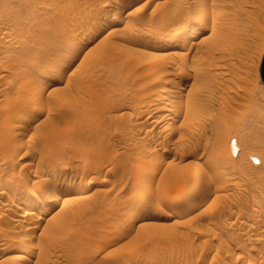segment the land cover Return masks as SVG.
<instances>
[{"label":"rangeland","instance_id":"1","mask_svg":"<svg viewBox=\"0 0 264 264\" xmlns=\"http://www.w3.org/2000/svg\"><path fill=\"white\" fill-rule=\"evenodd\" d=\"M263 55L264 0H0V264H264Z\"/></svg>","mask_w":264,"mask_h":264},{"label":"bare ground","instance_id":"2","mask_svg":"<svg viewBox=\"0 0 264 264\" xmlns=\"http://www.w3.org/2000/svg\"><path fill=\"white\" fill-rule=\"evenodd\" d=\"M120 1L125 2L126 0H120ZM109 2H110V1H109ZM122 8H123V7H122ZM204 8H205V7H204ZM114 16H115V17H114L112 20L115 21V22H120V21L123 19L122 17H120V16H118V15H114ZM184 16H185V15H184ZM103 18H104V17H103ZM111 18H112V17H111ZM183 18H184V17H183ZM185 18H186V17H185ZM187 18H188V16H187ZM108 20H109V19H108ZM180 20H182V19H180ZM182 21L184 22V20H182ZM185 23H186V22H185ZM185 23H184V24H185ZM118 24H119V23H118ZM184 24H179V25H177V23H176L175 25H177V26H175V27L172 29L170 35H171V36H177L179 33H181L182 30H183V28H184ZM205 26H206V25H205ZM209 26H210V25H207L208 28H209ZM116 28L118 29V27H116ZM116 28L114 29L115 31H116ZM186 28H187V27H186ZM205 28H206V27H205ZM146 29H147V28H146ZM109 30H110V29H109ZM114 30H113V27H112V30H110L109 33L112 32V31L115 32ZM157 30H158V29H157ZM170 30H171V29H170ZM198 31H199L198 28H195V29L191 30V31L189 32V34H188V38L192 39L193 37H196L197 34H198ZM148 32H149V31H148ZM166 33H167V32H166ZM167 34H168V33H167ZM167 34H166V35H167ZM183 34H184V31H183ZM141 35H143V34H141ZM181 35H182V34H181ZM184 35H185V34H184ZM144 36H146V38H148V36H150V33L145 32ZM152 36H153V35H152ZM168 36H169V35H168ZM142 37H143V36H142ZM178 37H179V36H178ZM166 38H167V36H166ZM179 38H180V37H179ZM179 38H178V39H179ZM143 39H144V38H143ZM172 39H173V38H172ZM146 41H147V40H146ZM184 41H185V39H184ZM193 41H194V40H193ZM193 41H192V44L194 43ZM190 42H191V41H190ZM143 43H144V42H143ZM178 43H179V42H178ZM170 45H171V42H170ZM177 45H178V44H177ZM154 46H155V45H154ZM191 47H192V46H191ZM191 47H190V48H191ZM183 77H184V76H183ZM185 79H186V77H185ZM164 91H166V90H164ZM173 92H174V91H173ZM160 94H161V92H160ZM163 94L165 95V93H162L161 95H163ZM169 103H171V102H169ZM167 104H168V103H167ZM162 108H163V107H162ZM162 108H161V109H162ZM164 108H165V107H164ZM172 108H173V107H172ZM171 110H172V109H171ZM141 111H142V110H141ZM141 111H140V112H141ZM25 112H26V111H25ZM171 112H172V111H171ZM142 113H143V112H142ZM25 114H26V113L22 114L21 117L26 118V117H25ZM29 115H30V114H29ZM30 116H31V115H30ZM19 118H20V117H19ZM24 118L21 119V120H24V121H25L26 119H24ZM27 118L30 119L29 117H27ZM31 118H32V116H31ZM21 120H20V121H21ZM20 121H19V122H20ZM28 123H29V122H28ZM31 123H32V122H31ZM17 126H18V125H17ZM85 162H86V161H85ZM87 162H88V161H87ZM85 165H87V164H85ZM88 165H89V164H88ZM85 167H86V166H85ZM85 167H84L83 169H85ZM87 167H88V166H87ZM87 167H86V168H87ZM37 168H39V167H37ZM36 170H37V169H36ZM36 170H35V171H36ZM81 170H82V168H81ZM37 171H38V170H37ZM37 171H36V173H41V174H42L43 172L46 171V169H45L44 167H42V168H39V171H40V172H37ZM82 171H83V170H82ZM45 173H46V172H45ZM47 173H48V172H47ZM51 173H52V172H51ZM55 174H56V173H55ZM55 174H54V175H55ZM37 175H38V174H37ZM39 176H40V174H39ZM49 177H50V176H49ZM48 179H49V178H48ZM48 179H47V182H48ZM61 180H63V179H61ZM10 182H11V181H10ZM35 183H37V182H35ZM48 183H49V182H48ZM46 184H47V183H46ZM15 185H16V184H15ZM53 185H54V184H53ZM70 185H71V184H70ZM70 185H69V186H70ZM35 186H36V184H35ZM67 186H68V185H67ZM33 187H34V186H33ZM47 187H49V186L47 185ZM18 188L20 189L21 187L18 186ZM36 188H37V187H36ZM65 188H66V187H65ZM32 189H33V188H32ZM62 189H63V188H62ZM67 189H69V187H68ZM67 189H65L64 191H62V190H59V188H58V191H57V192L55 191V193H54L53 188H52V191H53V194H54L53 197L55 198V200L60 199V198L63 196L62 193H68V192H66ZM2 190H3V189H2ZM5 190H6V189H5ZM17 190H18V189H17ZM22 190H23V189H22ZM54 190H55V189H54ZM20 191H21V190H20ZM0 192H1V191H0ZM22 192H23V191H22ZM24 192H26V191H24ZM7 193H8V191H7ZM9 193H10V192H9ZM9 193H8V194H9ZM34 193H35V191L32 190V191L29 192V194H26V195H29V196H26V197H30V195L32 196ZM41 193H42V191H41ZM4 194H5V193H4ZM20 194H22V193L20 192ZM36 194H37V193H36ZM53 194H52V195H53ZM6 195H7V194H6ZM17 195H18V194H17ZM38 195H39V194H38ZM2 196H4V195H2ZM7 196H8V195H7ZM7 196H6V197H7ZM11 196H12V195H11ZM11 196H10V194H9V197H11ZM42 196H43V194H42ZM50 196H51V195H50ZM175 196H176V195H175ZM43 197L46 198V195H44ZM47 197H48V195H47ZM48 198H49V197H48ZM20 199H21V198H20ZM40 199H41V197L39 196V197L37 198V200H38L39 202H41ZM52 199H53V198H52ZM68 199L70 200L71 197H69ZM46 200H47V198H46ZM50 200H51V199H50ZM174 200H175V199H174ZM176 200H177V199H176ZM176 200H175V201H176ZM52 201H53V200H52ZM19 202H21V201H19ZM53 202H54V201H53ZM170 202H173V200L170 201ZM13 203H15V202H13ZM17 203H18V202H16V204H17ZM19 204H20V203H19ZM54 204H55V203H54ZM14 205H15V204H14ZM29 205H30V204H29ZM20 206L23 207L24 205H23V206L20 205ZM20 206H19V207H20ZM33 206H34V205H33ZM15 207H17V206H14L13 209H14ZM26 207H27V206H26ZM30 208H31V207H30ZM21 209H22V208H21ZM18 210H19V208H18ZM26 210H27V209H26ZM28 210L30 211V209H28ZM129 210H130V209H129ZM16 211H17V209H16ZM131 211H133V210H131ZM26 212H27V211H26ZM42 212H43V211H42ZM44 212L46 213L47 210L44 211ZM24 213H25V212H24ZM28 213H29V212H28ZM30 213H31V212H30ZM127 213H128V211H127ZM25 214H26V213H25ZM131 214H132V212H131ZM131 214H129V215H131ZM27 215H28V214H27ZM29 215H30V214H29ZM133 215H134V214H133ZM24 216H26V215H24ZM24 218H26V217H24ZM28 218H29V217H28ZM26 219H27V218H26ZM26 219H25V220H26ZM23 220H24V219H23ZM28 221H29V220H28ZM23 222H25V221H23ZM19 223H21V222H19ZM27 223L30 224L29 222H27ZM31 224H32V223H31ZM37 225H38V224H37ZM37 225H36V226H37ZM30 226H31V225H29V227H30ZM34 226H35V225H34ZM34 226H33V227H34ZM36 226H35V229H36ZM38 226H39V225H38ZM31 227H32V226H31ZM31 227H30V228H31ZM26 228H27V225H26V227H25V230H26ZM44 228H45V227H44ZM27 229H28V228H27ZM32 229H33V228H31V231L28 230V231H30V232L27 233V234H30V233L32 232ZM33 230H34V229H33ZM34 231H35V230H34ZM43 231H44V229H43ZM25 232H26V231H25ZM24 234H26V233H24ZM1 247H3V246H1ZM12 256H14V255H12ZM15 256H16V254H15ZM17 256L19 257L18 254H17ZM3 259H4V258H3ZM7 259L10 260V258H8V257H7ZM5 260H6V259H5ZM12 261H13V259H12ZM12 261H11V263H12ZM14 263H15V262H14ZM19 263H20V262H19ZM250 263L253 264V262H250ZM256 263H257V262H256ZM256 263H255V264H256ZM22 264H23V263H22Z\"/></svg>","mask_w":264,"mask_h":264},{"label":"water","instance_id":"3","mask_svg":"<svg viewBox=\"0 0 264 264\" xmlns=\"http://www.w3.org/2000/svg\"><path fill=\"white\" fill-rule=\"evenodd\" d=\"M261 77H262V80L264 82V55H263V59H262V63H261Z\"/></svg>","mask_w":264,"mask_h":264}]
</instances>
